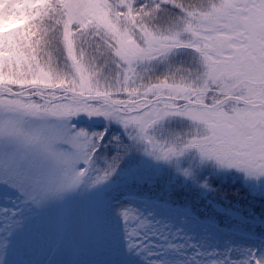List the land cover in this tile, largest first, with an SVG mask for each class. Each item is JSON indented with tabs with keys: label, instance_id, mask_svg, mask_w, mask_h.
I'll return each instance as SVG.
<instances>
[{
	"label": "snow or ice",
	"instance_id": "1",
	"mask_svg": "<svg viewBox=\"0 0 264 264\" xmlns=\"http://www.w3.org/2000/svg\"><path fill=\"white\" fill-rule=\"evenodd\" d=\"M9 142L0 189L15 195H0V264L53 206V238H86L116 256L107 264H264V0H0V146ZM213 178L239 187L205 215L185 206L184 227L159 250L141 229L167 227L127 194L108 196L132 185L215 193ZM95 194L86 218L69 204Z\"/></svg>",
	"mask_w": 264,
	"mask_h": 264
},
{
	"label": "rangeland",
	"instance_id": "2",
	"mask_svg": "<svg viewBox=\"0 0 264 264\" xmlns=\"http://www.w3.org/2000/svg\"><path fill=\"white\" fill-rule=\"evenodd\" d=\"M27 127H37L38 121L28 119L25 121ZM16 145L14 143H5L0 146V156L5 152L14 151ZM135 163L129 161V164ZM219 189L218 192H211L204 189L177 188L174 194L169 198L160 188H150L149 186L132 185L128 188L117 186L108 192L109 198L115 197L119 199L127 194L130 198L124 200L126 204L140 210L148 217L158 230L160 225L167 227V232H161L157 235H150L151 228L141 229L147 239L143 243L148 245V251L153 249L159 250V245L166 243L161 240V235L171 236L176 229L184 227L183 213L185 206L192 205L205 215L204 208L213 202L219 204L225 203L220 198V191L225 188L229 192H234L239 184L232 180L225 181L223 178H213L211 181ZM0 195L14 196L15 193L10 189H0ZM102 194L92 196H74L69 204L77 215L86 218L89 211L94 209L100 202ZM151 201V203H148ZM159 201V203H157ZM166 201V202H165ZM182 201V203H177ZM61 209L53 206L39 211L35 218L30 220L23 229L15 237L12 247L8 253L9 264H107L108 261L116 259V256L108 249L100 248L90 243L86 238L84 240L65 241L62 245L50 234L51 222L60 214ZM221 225H227L228 221L223 217H217ZM159 222V224H157ZM136 222H133L135 226ZM114 230L121 232L123 230V221L114 225ZM190 234L192 228L186 229ZM200 227L195 228V232L199 233ZM219 239L220 245L224 243V233H219L213 239ZM194 240H200V235H193ZM185 243L187 241H184ZM126 264H148L147 261L138 258L123 257ZM151 259V258H149Z\"/></svg>",
	"mask_w": 264,
	"mask_h": 264
}]
</instances>
